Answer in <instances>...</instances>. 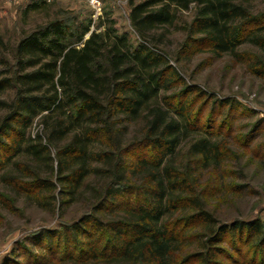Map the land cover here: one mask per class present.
<instances>
[{
	"label": "trees",
	"instance_id": "obj_1",
	"mask_svg": "<svg viewBox=\"0 0 264 264\" xmlns=\"http://www.w3.org/2000/svg\"><path fill=\"white\" fill-rule=\"evenodd\" d=\"M45 1H32L28 10ZM253 1H132L131 23L142 39L137 46L115 27L86 38L89 25L60 19L23 35L14 61L0 58L6 66L0 70V93L14 91L11 99L0 98V108L6 110L0 120V150L8 166L29 178L4 176L8 183L44 208L54 206L48 205L50 198L64 208L84 188L91 190L97 206L72 232L77 239L87 232L86 225L111 229L119 242L91 254L100 264H225L220 258L229 256V236L243 243L240 255L250 251L242 264H264V218L222 222L212 206L210 185L195 174L201 166L215 167L217 194H228L231 189L223 188L231 184L219 182L230 178L233 150L222 133L201 129L192 108L168 93L182 77L154 33L192 12L179 57L191 60L207 47L244 60L237 49L246 41L264 49V11ZM254 72L261 75V70ZM186 87L185 92H196ZM215 102L241 109L229 98ZM37 117L43 128L32 135ZM135 125L138 129L132 130ZM228 136L239 143V136ZM21 155L49 166L47 175L29 162L13 161ZM260 161L264 165V156ZM91 176L97 177L93 184ZM138 193L145 201L118 209L113 228H108L112 221L96 219L119 195ZM66 230L57 233L60 239L66 236L65 242ZM53 234L47 230L40 238L49 243Z\"/></svg>",
	"mask_w": 264,
	"mask_h": 264
},
{
	"label": "rangeland",
	"instance_id": "obj_2",
	"mask_svg": "<svg viewBox=\"0 0 264 264\" xmlns=\"http://www.w3.org/2000/svg\"><path fill=\"white\" fill-rule=\"evenodd\" d=\"M32 1L0 0L1 59L13 62L15 47L20 38L54 19L71 25H89L90 32L86 38L93 31L104 32L108 27H115L118 33L127 32L130 35L132 45L137 46L142 41L132 26L130 10L132 1L138 3L143 0H100L97 8L91 0H46L36 10H28ZM253 3L258 10L264 11V0H254ZM192 17V12L181 13L173 27H160L154 31L159 37L155 40L158 47L166 51L170 63L178 68L182 77V80L174 81L168 93L175 96L176 103L185 102L192 108V113L200 120L201 129L222 133L230 141L228 146L233 150L228 165L230 178L225 181L220 179L219 183L224 185L227 181L232 188L223 189H231V192L221 196L217 194L220 186L216 181L215 167L205 169L201 166L195 174L201 175V181L210 185L212 206L222 222L238 218H264V165L260 161L264 156V49L246 41L237 49L243 54L244 60L229 53L220 55L207 47L191 60L179 57L178 51L187 35L185 21H191ZM176 57L182 60L178 61ZM5 68L4 64H0V70ZM256 70H261V75L256 74ZM186 86L196 92H185ZM13 93L9 89L0 93V98L11 99ZM228 98L240 104L241 109L237 105L235 108L225 107L215 102ZM5 113L6 110L0 108V120ZM131 127L132 130L138 129L136 125ZM41 128L43 123L37 117L30 129L31 134H36ZM197 135L194 133L195 137ZM228 135L239 136V143ZM188 144L187 141L183 143L184 151ZM2 153L0 150V264H100L91 254L107 246L113 247L115 241H118L110 235V228L119 220L118 209L133 207L138 200L145 201L139 193L119 195L115 203H109L108 207L96 215V219L108 223L112 221V225L107 226L110 231L106 228L97 231L93 225H86L85 235L75 239L73 225L97 206V202H92V191L84 188L82 194L85 195L80 194L64 208H59L57 200L46 198L48 205L52 203L54 206L44 208L37 204L34 197L19 193L8 183L4 176L29 178L23 176L16 166H8ZM13 161L29 162L39 168L44 176L49 170V166L40 164L28 155L16 156ZM90 181V184L95 183L97 177L91 176ZM242 186L245 188H240ZM239 190L242 191L236 192ZM47 230L54 232L49 243L48 239L43 241L40 238V234H47ZM64 230L69 235V241L66 242V236L60 239L57 235ZM227 241L225 247L229 256L221 257V261L225 264L245 262L249 249L240 255L237 249L243 243L238 237L229 236Z\"/></svg>",
	"mask_w": 264,
	"mask_h": 264
},
{
	"label": "built area",
	"instance_id": "obj_3",
	"mask_svg": "<svg viewBox=\"0 0 264 264\" xmlns=\"http://www.w3.org/2000/svg\"><path fill=\"white\" fill-rule=\"evenodd\" d=\"M91 3L97 8L100 5V0H91Z\"/></svg>",
	"mask_w": 264,
	"mask_h": 264
}]
</instances>
